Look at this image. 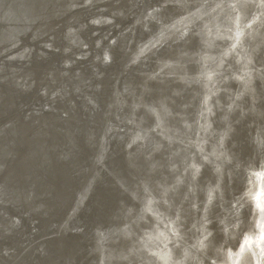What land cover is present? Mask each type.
Returning a JSON list of instances; mask_svg holds the SVG:
<instances>
[{
    "label": "bare ground",
    "instance_id": "bare-ground-1",
    "mask_svg": "<svg viewBox=\"0 0 264 264\" xmlns=\"http://www.w3.org/2000/svg\"><path fill=\"white\" fill-rule=\"evenodd\" d=\"M44 3L16 32L40 49L21 55V42L7 54L21 62L1 69L17 65L34 84L0 121L18 119L1 139L0 232L13 231L0 234V264H264V0H82L63 25L49 0L23 8ZM71 32L88 56L68 50ZM90 58L103 73L92 87L102 73ZM49 75L60 79L52 95L73 93L77 107L44 100ZM35 175L20 199L36 209L2 201L5 183L26 189Z\"/></svg>",
    "mask_w": 264,
    "mask_h": 264
},
{
    "label": "water",
    "instance_id": "water-1",
    "mask_svg": "<svg viewBox=\"0 0 264 264\" xmlns=\"http://www.w3.org/2000/svg\"><path fill=\"white\" fill-rule=\"evenodd\" d=\"M23 1V2H22ZM0 0V25L4 26L1 27L0 26V107L1 106H5V110L3 111H0V121H4L6 118H3V114L6 110H8L9 108H13L17 103H19V100L22 99V94H20V90L22 89L21 85L22 83L25 84L28 82V86H32L34 83L32 82L34 79H33V74L32 73H26L24 74V77L22 76L21 74V70L19 69V67L17 65L15 66H11L10 70H7V71H1V69H3L6 64L9 65V64H12V63H15V62H21V61H14L15 59H13L14 57H18V56H21V55H24V56H28L33 50L35 49H40L39 48V45H32L29 46V44H26L24 43V40L21 39L19 37V34L16 33L17 30H25V27L23 29V27L21 26L22 24V17L24 16V14L28 15V17L32 20L34 17L38 16L40 14V10H43L45 9V3L41 6V4L39 5V8H38V13H31L32 11L29 9L27 11V4L33 2V0ZM31 1V2H30ZM51 1L52 3V11L54 12V15H56L57 19L59 20V24L63 25L61 23V17H64L67 13H70L72 11H74L75 9H77L78 7H80L82 4H80L82 2V0H76V3H72L71 6L69 5L68 9L65 7L64 5V1L62 0H49ZM98 2H100V0H98ZM24 5H27L23 8ZM30 8V7H29ZM49 7L47 6V9ZM80 9V8H79ZM123 12V11H122ZM63 15V16H62ZM11 16H16L15 18H12L10 19ZM55 17V18H56ZM9 27V28H7ZM9 29L10 33L6 31V29ZM27 28V27H26ZM47 33V32H45ZM44 33V34H45ZM53 32H49V36H53L54 34H52ZM71 37H72V41L74 42L73 45H69V49L70 51L72 50H77V48H82L84 47L83 51L86 50V53L87 54L86 56H88L89 52L87 50V47L86 45L84 44V36L83 34H81V32H71ZM15 38V39H14ZM33 39V38H31ZM44 41H46V39H44ZM21 42H23L25 45H27L24 49V53L22 52V54L20 55V53L18 55H15L12 59L9 58V56H7V54H10L9 52H15L16 53V50L18 51V49L16 48L18 44H20L21 46ZM15 44V45H14ZM40 44V43H39ZM34 46V47H33ZM31 49V51H29ZM98 51V55L99 53L101 52V50H96ZM26 52V53H25ZM93 52H95L93 50ZM53 55L55 56L54 54L50 53V56ZM97 55V56H98ZM6 57V58H5ZM68 57H71V55H69ZM91 57V56H90ZM5 58V59H4ZM89 58V57H88ZM113 57H111L112 59ZM70 59H75V58H70ZM91 58L90 59H87L85 60L87 64V70H90V69H94V65L93 64H89L91 62ZM50 61H55V57H50ZM35 63V60L32 62V64ZM99 63V62H98ZM133 63L132 65L129 67V71L131 70V68L133 67ZM144 65V64H143ZM147 67V66H146ZM149 67V65H148ZM135 68V67H134ZM87 70L85 69V72L87 73ZM91 70V71H92ZM95 73L97 72H101L102 71H97V69H94ZM93 71V72H94ZM99 73V74H101ZM82 73L81 74H78L79 76V79L77 77L76 80H81L82 79ZM51 75H49L50 77ZM103 76V73L101 75H98L97 78H92L91 80L88 81V85H90L91 87L93 86V83H100V79L102 78ZM51 81H48L46 82L45 84V89L47 88V93L45 94L46 98L44 99L45 101H47V103H50L51 105H53V107H57V102L59 101L60 103L63 101L61 97L59 96H56L55 93H53L52 95V92H51V89L53 88H56L58 86V83L60 81L59 77L57 75H52L51 76ZM32 80V81H31ZM75 80V81H76ZM128 81V85L131 84L129 83V79L127 80ZM130 81H133V79H130ZM30 84V85H29ZM82 85V84H81ZM79 86L78 89H76L75 92L77 91H81L82 93H86L87 89L85 88V86ZM132 85V84H131ZM5 87V88H4ZM90 87V88H91ZM105 86L104 85H101L100 88L98 89H102L104 91H107V92H110L109 90H106L104 88ZM82 88L84 90H82ZM31 89V88H30ZM23 92H25V89H22ZM15 92V94H13ZM45 93V92H44ZM6 94L8 95L7 97V102H3V97L4 95L6 96ZM73 93H71V97H70V92L68 93V97H65L64 98V101L65 103H67L68 107L69 105L71 107L74 108V104L76 105L77 107V103L75 101V99L73 98L72 96ZM107 95V93H106ZM72 99V100H71ZM73 101V102H72ZM37 102V100H31L30 103H33L35 104ZM29 103V106H32L31 104ZM54 103V104H53ZM74 103V104H73ZM5 104V105H4ZM25 104H22L21 106V109L23 110V107H24ZM31 119H30V123H29V127H33V126H36L38 123V117H39V114L36 112V113H32L31 114ZM12 122L10 123H7V121H5V123H0V170L2 169L3 165H4V161H3V158L8 156L10 154V147L8 145H4L1 143V139L4 135H8V134H11V135H16L18 134V128H17V118H13L11 119ZM37 137L34 139L33 141V144L36 145L38 147L39 145V141H42L44 142L45 140L40 136V135H36ZM67 138H69V134L67 135ZM73 139L74 141H76V136L73 132ZM125 139V138H124ZM122 138V141L120 139V141L117 143L116 141L113 142V147L112 149L114 148H119L120 145L123 143V140ZM77 142V141H76ZM76 142H72L71 145L72 147L75 149L77 147V144ZM14 144L15 143V139L14 138H9V145L10 144ZM44 147L43 146L41 148V150L43 151V154L45 155V151H44ZM54 150H56L55 147H53ZM92 158L93 156H91L90 158L87 159V162H84L82 164H79V160L77 159V162L79 164L78 166V169H79V173H78V178L79 180L74 184L73 187L77 188L78 186L81 185V183L83 182L84 180V177L87 176V174L89 173V169H90V166H91V163H92ZM39 164L38 166L40 165H45L48 169H51V167L48 165V163H50V160L49 159H39ZM36 178H32L30 180H27V184L25 185V188L24 189V186H22V189L20 187H18L16 184L17 183V180L14 182V181H11L9 184L5 183V188H6V191H7V195L6 197L5 196H1L2 197V201L8 203H11V204H16L18 205L19 208L23 207L27 210H31V209H36V208H31L30 207V203L32 201V199L34 198V196H32V198L30 200H28L26 203H21V197L24 195L23 199H28L27 196L29 197L30 196V187H34L33 186V182L36 181V180H39L40 178V175H35ZM77 184V185H76ZM24 189V190H23ZM27 190V192H26ZM22 191L24 193H22ZM29 191V192H28ZM15 222L14 224H19L21 221L19 218H16L15 219ZM94 225H90L89 228L93 227ZM13 231V228L11 225H6L4 226V231L3 232H0V234H7L9 232ZM13 252V251H11ZM6 253V252H5ZM8 253V252H7Z\"/></svg>",
    "mask_w": 264,
    "mask_h": 264
},
{
    "label": "rangeland",
    "instance_id": "rangeland-1",
    "mask_svg": "<svg viewBox=\"0 0 264 264\" xmlns=\"http://www.w3.org/2000/svg\"><path fill=\"white\" fill-rule=\"evenodd\" d=\"M219 263V262H218ZM220 264V263H219Z\"/></svg>",
    "mask_w": 264,
    "mask_h": 264
}]
</instances>
